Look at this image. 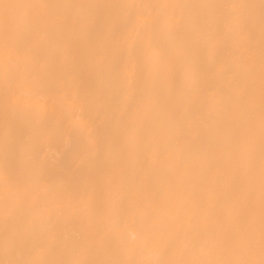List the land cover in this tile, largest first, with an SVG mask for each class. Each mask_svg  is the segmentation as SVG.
I'll use <instances>...</instances> for the list:
<instances>
[{"label": "bare ground", "instance_id": "bare-ground-1", "mask_svg": "<svg viewBox=\"0 0 264 264\" xmlns=\"http://www.w3.org/2000/svg\"><path fill=\"white\" fill-rule=\"evenodd\" d=\"M0 264H264V0H0Z\"/></svg>", "mask_w": 264, "mask_h": 264}]
</instances>
